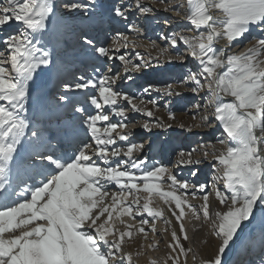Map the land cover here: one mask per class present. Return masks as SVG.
I'll return each instance as SVG.
<instances>
[{"label": "snow or ice", "instance_id": "6c2138e0", "mask_svg": "<svg viewBox=\"0 0 264 264\" xmlns=\"http://www.w3.org/2000/svg\"><path fill=\"white\" fill-rule=\"evenodd\" d=\"M103 7L97 0H66L60 6L55 0H4L0 4V30L18 23L0 39V264H135L125 244L145 233L144 226L150 225L143 218L145 213L153 220L164 216L163 208L151 206L154 194L179 222V234L173 227L170 251L162 264H188L194 250L182 240L189 239L183 222L189 212L210 224L219 241L215 253L201 264H226V253L247 224L257 213L264 216V38L255 39L243 52H230L253 26L264 25V0H179L164 5V11L177 16L184 12L182 19L195 34L165 36L173 48L182 41L187 52L173 57L164 48L160 55L168 62L183 63L187 57L195 61V70L181 83L195 85L193 93L207 90L212 117L223 129L221 147L213 145L210 150L215 182L222 183L223 190L215 182L211 192L205 191L208 185H198L204 193L198 205L191 203L189 194L191 188L195 197L196 185L178 179L163 164L149 167L148 158L138 155L145 144L130 139V112L155 117L152 109L142 106L143 100L136 102V96L117 88L118 82L133 79L130 73L150 67L143 57L134 63L127 55H117L129 44L136 47V42L117 32L112 43L104 46L82 32L84 51L96 63L91 74L85 69L77 75L54 48L41 46L37 38L65 16L90 13L92 19ZM134 11L149 14L153 7L144 0H123L107 7L110 18L121 20ZM128 27L139 34L135 24ZM151 47H156L154 42ZM116 59L122 71L107 63ZM153 59L159 63V57ZM150 91L172 95L174 89L152 84L143 88L144 94ZM52 105L71 114L73 121L78 118V123H64L57 117L53 126L50 118L45 123L29 115L30 106L43 111ZM113 115L121 119L113 122ZM169 118L174 120L175 114L170 112ZM208 119L201 117L202 122ZM165 126L171 127L160 118L140 125L148 132ZM77 127L91 140L78 138ZM118 141L126 142V147L117 146ZM203 155H209L207 146ZM199 162L191 152H180L177 161L180 165ZM165 180L170 181L167 189L161 183ZM141 192L147 195L142 197ZM212 195L217 199L215 210ZM125 216L131 221L141 218L136 224ZM164 222L171 224L168 218ZM150 228L156 232L154 223ZM261 253L260 264H264V243Z\"/></svg>", "mask_w": 264, "mask_h": 264}, {"label": "bare ground", "instance_id": "6f19581e", "mask_svg": "<svg viewBox=\"0 0 264 264\" xmlns=\"http://www.w3.org/2000/svg\"><path fill=\"white\" fill-rule=\"evenodd\" d=\"M123 0H120L117 2V0H97V4H103L105 7L101 8L95 16L92 17V19H89L90 13H74L70 17L65 16L63 19V22L55 24L54 28H52L49 32H46L43 36H38L37 38L41 39L42 44L41 46H47L49 48L55 49V39L56 35L59 34H65V36L68 38L70 36H73L72 39H75V36L77 34H81L82 32L87 33L88 36H90L94 32V37L96 40L101 41L102 39H107V43H112V37L116 35L117 32L123 33L126 36H128L130 41L136 42V47H133L131 44H129L130 51H134V55L137 58V60L140 62L141 57H143L144 60L150 61V67L144 68L140 72H135L134 74L138 75L140 74V77L138 78L139 81L145 82L148 80H151V83L157 88H164L166 85H172L174 92L172 95H165L163 92H157L154 93V101H158V106L153 108V111L155 112V117L153 118H160L161 121L165 125H171V127H153L152 131L157 129V135L161 138H167L170 139L171 142H174L176 139H179L180 137L183 138L185 141V149L186 153L191 152L192 153V159L193 160H199L200 162L198 164H192V165H184L183 167L187 168V173H193L194 176H200L202 179H206V182L208 184V192L213 191V185L215 182V169L214 164L215 161L213 160L212 154H211V148L213 145L216 147H221V145L218 144V141L223 138L222 137V126L212 117L213 113V106L209 104V95L207 93V90H201L199 93H193L191 89L195 86L191 84L190 82L181 83V81L186 77L185 70L194 71V64L195 61L193 59L187 57L183 61V63L179 62L176 63V66L174 68H171V63L166 60V58L162 55H160L159 50L168 48L169 49V55H172L173 57L177 56V53L180 54H186V46L181 45V43L178 42V45L176 48H173L170 46V42L166 41L164 39L165 36L171 37L173 34V31L175 34L183 35L181 33L182 27H192L186 20L182 19L180 16L176 17L178 19H174L176 13H166L162 12L161 10L157 12L154 8L156 7L157 3L156 0H144V3L146 6L153 7V12L156 11L155 14H141L138 11H134L131 15L128 16L127 20H121L119 17L110 18L107 15V7L112 4H118L122 3ZM166 4H176L178 3L176 0H168L165 2ZM59 6V5H58ZM106 10V11H105ZM63 9H61V12ZM165 13V14H164ZM174 13V14H173ZM100 14V15H98ZM183 17L184 12L180 13ZM165 17V18H164ZM166 19V20H162ZM84 20H87V22H90V26L88 28L84 24ZM16 24L15 22L11 23ZM129 24H135L137 27L140 28L139 34H137L135 31L131 30L128 26ZM187 24V26H185ZM179 29V31H177ZM261 29H264V25H261L259 27L253 26L251 31L247 33L242 39L238 40V43H245V39L249 36L253 37L254 32H259ZM4 30V29H3ZM6 30V29H5ZM185 31V30H184ZM261 32V31H260ZM193 34V33H192ZM64 36V37H65ZM80 42H82L80 40ZM155 43L156 47H151L152 43ZM156 42H159V45H157ZM235 42V44L237 43ZM252 40H247V47L250 46L252 43ZM225 41H220V44H224ZM79 44V43H78ZM234 44V46H235ZM104 46H107L103 44ZM240 45V44H239ZM233 46V47H234ZM243 44L240 46L242 47ZM3 47V46H2ZM1 47V48H2ZM83 47V46H82ZM233 47L231 48L230 52L234 53ZM246 47V46H245ZM246 49V48H245ZM75 51L73 57L69 60H67L68 64H79L81 62V56L83 53H85L84 48H81L79 46L78 48H73L70 50ZM139 53L140 56L137 57L136 53ZM76 57V59H75ZM129 57V56H128ZM153 57H159V63L156 59H153ZM137 61V62H138ZM89 61V65H93L96 63V61ZM109 64H113V61L107 62ZM99 65V64H98ZM188 68V69H187ZM120 71H122V67L120 68ZM88 72L91 74V68L88 69ZM154 73L157 74L159 77L151 78V75ZM134 75L133 73H130ZM144 74V75H143ZM171 77L170 84H164L165 79ZM145 79V80H144ZM124 84V83H123ZM121 84V82H118L117 88L120 91L125 90V86ZM128 84V83H127ZM130 88V87H129ZM136 88V87H135ZM134 88V89H135ZM129 93V92H128ZM131 94V92L129 93ZM132 95V94H131ZM137 100L136 102H139L140 100H143L145 103L142 105L143 107H147V102L145 97H141L140 95H136ZM165 100L168 102L165 103ZM186 103V112L181 113L176 112V110H172L171 113L175 114V119L169 118V105H176L178 103ZM199 105V107H197ZM89 107H92L89 105ZM132 113V112H130ZM135 116L132 118L128 117V120L131 121L130 128L132 127V136L130 139L134 143H143L145 146H147L143 152L139 153L138 155L140 157H147L148 158V166L151 167L152 165H159L163 164L167 166L169 169L172 170V172L178 177V179H181V172H174V169L181 168L182 166L177 163L179 159V155H177L176 158L170 160V157L167 156V154L163 155L162 159L158 161L156 164V159L152 160V156L155 155L154 148L156 142L154 141V137L150 135L147 131H141L145 130L140 125L145 120H152V117H147L143 113H135ZM202 116H208L209 119L207 122H202L201 117ZM64 117H72L71 114L64 113ZM113 122L119 121L117 117L114 115L111 117ZM57 121V118H56ZM78 121V120H77ZM127 122V121H126ZM181 125H184V127H181ZM199 125V126H197ZM103 126V125H101ZM209 126V130H207L205 127ZM137 128L141 130H136ZM190 129V130H189ZM83 131V130H82ZM86 134V133H85ZM217 134H219V137L217 138ZM90 141L91 138L89 135H87ZM195 141V144H193ZM124 144L126 142H119L117 146L124 147ZM149 146V147H148ZM187 146H192V150L187 148ZM205 146H207V149L209 150V155L205 158L203 155V151L205 150ZM93 159H96L94 157ZM100 163H103L101 161H98ZM196 169V170H194ZM198 170V171H197ZM210 171V175L207 173ZM183 175V174H182ZM162 186L167 189L168 185L170 184V181H163L161 182ZM217 186L222 188V183L215 182ZM116 189H113V191ZM144 193V192H143ZM147 195V193H144ZM203 196V195H202ZM202 196L197 197H191L190 195V201L193 204H200L202 203ZM210 203L212 205V209L215 210L217 205V199L214 195L210 196ZM174 204V202H173ZM153 208H163L164 209V216L152 220L151 217L144 214L145 219L152 220L150 222V225L152 223L155 224L156 232H152L150 225H145V233L144 234H136L134 235L133 239L130 242H127L126 244L129 246L134 245L136 241H144L145 245H155L153 246L154 251L157 242L163 240L162 242V250L161 253L155 254V252H151L152 254L148 256H144L142 260L136 261L135 264H151V261L155 260L157 261V264H162V262L167 258V254L170 251L168 248L169 242L172 240L171 237V230L173 227L176 228L178 234H179V222L175 220V218L171 215L170 210L168 207L164 204L163 199L158 195H153ZM178 211V210H177ZM186 212L188 210L186 209ZM141 217L137 216L136 221H131L129 217L125 216L124 219L128 221L129 223H136L138 224ZM165 218H168L171 220V224L166 225L164 220ZM185 224V228L187 230L188 236H190V241L187 243V241H183L182 243L185 244V247H191L194 251L193 253L189 254L188 257V264H201L202 259H207L210 256H212L215 251L216 247L219 243L218 240H216L211 233V226L208 223H204L202 219L197 220L192 217L190 212L185 216L183 220ZM253 225V226H261L264 228V216H262L260 213H257L256 217L247 225ZM117 227H121L119 224H117ZM149 232L147 229H149ZM167 229V231H165ZM145 236H147V239H145ZM245 236V235H244ZM243 236V238H244ZM136 242V244H138ZM133 244V245H130ZM136 246V245H135ZM134 246V247H135ZM138 247V245L136 246ZM131 248V247H128ZM238 246L233 245L232 250L227 252L225 255V261L226 264H232L230 261H232V258H234L233 252L237 249ZM133 249V248H132ZM131 250V249H130ZM135 250V249H134ZM198 254H201V260H195L193 259V255L198 258ZM233 254V255H232ZM253 259V258H252ZM249 263V262H247ZM169 264H171V261H169Z\"/></svg>", "mask_w": 264, "mask_h": 264}, {"label": "rangeland", "instance_id": "374dc122", "mask_svg": "<svg viewBox=\"0 0 264 264\" xmlns=\"http://www.w3.org/2000/svg\"><path fill=\"white\" fill-rule=\"evenodd\" d=\"M118 1H120V0H117V2ZM166 1H168V0H156L157 5H156V7L154 9L157 10V12L161 10L162 12L171 13L170 11H164L163 10L164 9V5L166 4L165 3ZM176 1L179 2V0H176ZM2 3H4V0H0V4H2ZM155 13H156V11L154 13H152V14H155ZM98 15H100V14H98ZM179 16L182 18V15L181 14ZM176 17H178V16H175L174 19H178ZM162 20L164 21L166 19H162ZM85 21L86 20H84V24H85ZM88 23H90V22H88ZM90 25L91 24H88V26H90ZM88 26H86V27L88 28ZM185 26H187V24ZM12 27H14V26H12ZM7 28L9 29L11 27L8 26V27L4 28L3 31H5V29H7ZM15 29L16 28H14L13 31ZM190 29H192V27H190V26L189 27H182V29L180 31H181V33L183 35H193V34H195L194 31H190ZM13 31H11V32H13ZM177 31H179V29ZM260 31L259 32H254L255 34H254L253 37H251V36L247 37L244 40L245 43L244 42L243 43H238L237 42L235 44V46L233 47V51L235 50L234 53H240V52L245 51L246 50L245 48H247V40L248 39L249 40H252L254 42L255 39L264 38V32L263 33H260ZM173 34H175L174 31H173ZM78 35L79 34H77L76 36H78ZM63 36H65V35H63ZM72 37L73 36H70L68 38L69 39H72ZM79 37H80V35H79ZM64 38H67V37L65 36V37H63V39ZM106 40L107 39L104 40V39L101 38V42L103 44H105V45H108V43H107ZM76 41H78V39H75L74 40V42H76ZM55 42H56V39H55ZM57 42H58V44L61 45L60 49L63 50V54H64L65 49H67V50L69 49L68 48L69 45H75V43H69V42H66V41L62 40V38L60 36H58V41ZM178 42L181 43V45H183L182 41H178ZM156 43H157V45H159V42H156ZM242 44H243V46L240 47ZM79 46H81V45H79ZM79 46H77V47L75 46L74 48H78ZM70 47H72V46H70ZM129 47L130 46H128L126 48H121L119 50V52L117 53V55H127V56H129V58H131L133 60L134 63H139V61L137 60V58L134 55L135 54L134 51L133 50L130 51ZM81 48H83V47L81 46ZM71 49H73V47ZM70 50H68L69 52L65 56L70 57V55L76 53L75 51L71 52ZM186 51H187V49H186ZM189 58L191 59V57H189ZM62 61H65V60H62ZM176 61L177 60H175V59L172 61V63L170 64L171 65V68H174L176 66V63H179V62H176ZM113 64L117 66V70H120V68L122 67L121 62L118 59L113 60ZM187 74H188V70H185V75L187 76ZM132 76H133V79L131 81H129L127 79L120 81L121 84L124 83L123 84L125 86L124 92H129V93L131 92V94L134 95V96L140 95L141 97H145L146 98V102H147V107L146 108H150V109L153 110V108H155V107L158 106V101L156 100V103L155 104H149L148 101L149 100H154V93H155V91H150L147 94H144L143 93V88L144 87H147L149 85V83H151V80H148V82L147 81L142 82V81H139L138 80V78L140 77V74L138 75V77H137L136 74H134ZM156 76H157V74L154 73L153 75H151V78H154ZM157 77H159V76H157ZM171 79H172L171 77L166 78L164 80L165 81L164 84H170V82H171L170 80ZM166 102H168V101L165 100V103ZM172 110H176V112H179L180 111L181 113H184V112H186V103L185 102H183V103L181 102V103H178L176 105H169V112H172ZM134 116H135L134 112L129 113V118H132ZM117 118H118V120L121 119L119 117H117ZM150 121L152 123H156V118H153L152 117V120H150ZM208 127L209 126H206L205 128L207 130H209L210 127L209 128ZM131 129H132V127H131ZM136 130H141V129L137 128ZM141 131L146 132L147 130H141ZM148 133L154 137V141L156 142L155 148H154L155 155L152 156V158H153L152 160H154V159L157 160V158L162 159L164 157L163 155H165V154H167L168 157H170V155H171L170 160H172V159L176 158L177 155H179L180 152L186 153L185 141L183 140L182 137H180L179 139H176L174 142H171L170 139L159 137L156 134L157 133V129L154 130V131L148 132ZM216 137L218 138L219 137V134H217ZM195 141L196 140L193 141L194 142L193 144H195ZM124 147H126V144H124ZM146 147L147 146H145V148ZM187 148H189V150L190 149L192 150V146H189V147L187 146ZM160 159H158L157 161H159ZM181 166H182L181 168H179L177 166V168L174 169V172L176 170H177L176 172L180 171L181 172V176H182L181 177V180H187L190 185H196L197 186L195 197L204 195L203 192H200L198 190V185H200V184H206V185H208L207 182H206V179H203V178L201 179L199 175L198 176H194V174L193 173H190V172L187 173L186 172L187 171V168L186 167H183L184 165H181ZM194 170H196V169H194ZM207 173L210 175V171L207 172ZM138 174H139V172H138ZM192 191H193V189L190 188L189 189V194L190 195H191V192ZM205 191H209L208 188ZM141 196L143 197V196H146V195L143 192H141ZM145 215H147V213H145ZM151 219H150V222L153 220V219L152 220ZM149 230H150V228L147 229L148 232H149ZM243 236H244V238H243ZM188 237L190 238V236H188ZM161 239L162 238H160V241L157 242V246L155 248L156 251H154V248L153 247H149L150 244L149 245H145L143 240H142V242L139 241V243H138V241H136L138 244H136V242L134 243V245L133 244H130V245H133V247L125 244V251L132 252L133 253V260L135 262L136 261H139L140 262V260H142L145 255L148 256V255L152 254L151 252H155V254L161 253V250H162V242H163V240H161ZM190 239L187 240V243L190 241ZM262 243H264V230H263V228L261 226H253V225H250V224L247 225V227L244 229V231L240 234V238L236 242L238 248L234 250L235 251V252H233L234 258H232V261H230V263L232 262V264H238V263L244 261V259L246 257H248L249 253L251 252V249H254L255 247H262ZM135 245L136 246L138 245V247H136ZM128 247H131V248H128ZM138 252L140 253V255H137ZM198 255H199L198 258H196V256H195V260H198V259L201 260L202 259L201 258V254H198ZM258 261L261 262V258L256 259V262H257L256 264H260V262H258ZM243 264H248V263L247 262H243Z\"/></svg>", "mask_w": 264, "mask_h": 264}]
</instances>
